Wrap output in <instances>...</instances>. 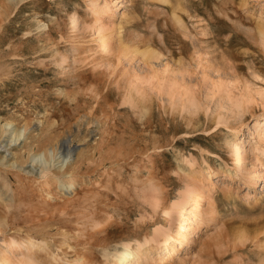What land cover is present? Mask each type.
I'll return each instance as SVG.
<instances>
[{"label": "rangeland", "instance_id": "374dc122", "mask_svg": "<svg viewBox=\"0 0 264 264\" xmlns=\"http://www.w3.org/2000/svg\"><path fill=\"white\" fill-rule=\"evenodd\" d=\"M8 1L0 0V129H30L11 150L20 165L50 147L59 156L68 139L78 158L70 170L83 183L66 198L57 188L46 196L50 179L0 166V249L20 234L53 250L69 245L88 264H111L104 255L114 242L122 251L137 241L139 264H264V153L247 147L237 178L225 169L232 134L238 143L253 137L252 119L264 113V0H121L114 22L91 11L113 0ZM73 14L79 47L64 29ZM99 27L111 38L89 51ZM191 189L202 208L217 206L215 219L198 222Z\"/></svg>", "mask_w": 264, "mask_h": 264}, {"label": "bare ground", "instance_id": "6f19581e", "mask_svg": "<svg viewBox=\"0 0 264 264\" xmlns=\"http://www.w3.org/2000/svg\"><path fill=\"white\" fill-rule=\"evenodd\" d=\"M19 1L22 2V0H19ZM159 1L161 2V1H165V0H159ZM112 2H113V4L107 9L105 8L104 4L100 5L99 3H96V2L93 3L91 11L95 16L96 21L102 22L103 18L106 15L107 16L110 15V18L112 19L113 22L115 21L116 17H120L121 0H113ZM11 7H9V8H11ZM53 20H54V18H53ZM53 22H55V21H53ZM79 24H80L79 16L77 14H73L69 18V22L64 26L65 27L64 29H65V32L67 33L68 38H71L70 36L72 34V38L75 40V46H77V47L81 46L82 42H83L82 39H80L79 37H75L76 28L79 26ZM91 34H92V39H91V42L88 44L89 45L88 50L90 51V50L94 49L93 45L98 46V48L101 50H105L106 45L111 38V32L107 33V34L103 33V32H101V27H99V30L97 32H93ZM60 62H61V60H60ZM130 99H131V97H130ZM130 99H128V100H130ZM140 102H142V101H140ZM133 104H134V102H133ZM133 104L131 105L132 108H133V106L136 107ZM239 107L241 109V106H238L237 107L238 110H239ZM134 109L137 110L136 108H134ZM146 119H148V118H146ZM252 121L254 122L253 125H255V126L257 125L256 127L258 128V131L254 134L253 137H249L248 140L241 139L240 143L232 142V139L235 138L237 135L236 133H233L232 138L230 140H228V143H226V145L231 146V148H232L231 154L233 156V161H232L231 166L228 165V167H226L225 169L227 172L232 173V175L230 176L232 179L239 177L244 171V166H245L244 161L246 160L247 155H248L247 149H246L247 147H249V146L252 147L251 148L252 151L255 149L261 148L263 153H264V113L254 116ZM261 122H262V124H261ZM248 128H249V124L243 123L240 126L239 132H241V131L244 132V131L248 130ZM29 132H30V129H27V128L24 129V128H18V127L16 128V127H13L11 125V123H5L1 126V129H0V166L5 167L6 169L8 168V169H15L17 171H24L25 174L34 173L37 171V172H39L38 175H40V177L42 176V177H46V179L47 178L50 179V181L47 182V184H46L47 186L45 188V195L46 196H52V193L54 194L53 190L55 188H57L58 189L57 193H59L61 196L65 197V198L68 197L70 194L74 193L80 187V185L83 183L79 178H77L73 175V172H71L72 166L76 164V161L78 159L76 156V148H73L72 145H70L69 140L65 138L60 144V148H61L60 152L62 154L60 153L59 156H57L58 153H56V151H58L57 150L58 147H56V148L50 147L49 149H47L45 151L42 150L41 152H36V153L30 152L28 157H27V160H28L27 164L20 165V164H18V162L16 160H14V157H13L14 153L11 150L13 148L21 147L22 144H24V142L27 140ZM156 141H158V140H156ZM155 143H157V142H155ZM147 152H145L146 154H144V155H147ZM150 153H152V152L150 151ZM150 156H151V154H149V156L147 155L146 157H150ZM74 168H73V171H74ZM255 170H256V168L253 169L254 175L251 176V178L247 177L248 180L246 182V185L251 186L252 188H255L259 182L258 177L255 175ZM206 171H208L210 173H214L215 169L208 165L206 167ZM191 190L192 191H190L189 193L186 192L187 194L185 195V197H186V201H189L192 199V201L195 202V214H196L195 216H196L198 222L203 221V222L207 223L208 221L210 222L213 219H215L216 215L218 214V213H216L217 211H215V210H217V209H215L217 206L214 208L210 204V206H207L206 208H202L201 202H202L203 198L198 197L200 195L199 194L200 190L197 191L199 195L197 194L195 189H191ZM206 191L204 190V193ZM13 196L14 195L12 193H8L6 196V199L11 201L12 199H14ZM1 197H2V195L0 193V200L2 199ZM178 201H179V199L177 200V202ZM186 201H184V202H186ZM177 202L175 200V204H174L175 206H177L176 205ZM108 217L109 218L107 220L105 219L103 223L97 224V228L99 229L98 233L104 231V229H106V227H108L109 225L112 224V222H113L112 216L108 215ZM4 219L0 220V230L1 231L7 227V224L4 221ZM49 226H51V225H49ZM263 228H264V226H263ZM259 229L260 228H258V230ZM251 231H249V234L253 233ZM255 231H256V229H255ZM263 231L264 230H262V233H263ZM41 233H43V232H41ZM237 233H239V232H237ZM258 233H261V232L258 231ZM258 233L256 235H258ZM46 234H48V233H46ZM103 234L106 236L107 232H104ZM55 235H56V233H55ZM251 235H249L248 238L253 237V235L252 236ZM11 236H9V237H11L10 238L11 240L9 239V241H6V247L8 248L9 251L6 252V250L0 249V264H86V263L88 264L90 261V257L85 256L84 253H82V252L81 253L78 252L79 254H76L75 251H73V253H72L73 256H69L68 250L71 248L69 245H63L62 242L61 243L57 242L58 247L55 250H53L50 248L51 243L49 244V242H44V240H41V242H39L32 235L22 237V236H20V234H12ZM64 236H61V237H64ZM57 240H58V238H57ZM263 240H264V238H263ZM121 243H123V242H121ZM116 245L117 244L114 242V245H113L114 253H110L107 251L104 255L105 257L110 255L114 258V261L111 264H139L142 262L143 259H142V254L140 253V250H141V248H142L141 246L143 244H140L137 241L134 244V247H131V245L128 244L124 247V249L122 251H117L118 249L116 250L114 248V246H116ZM18 250H20V252L22 254V258H20V259L14 258V255L12 253L13 251H18ZM142 252H143V250H142ZM143 258H144V256H143ZM144 260H145V258H144Z\"/></svg>", "mask_w": 264, "mask_h": 264}]
</instances>
